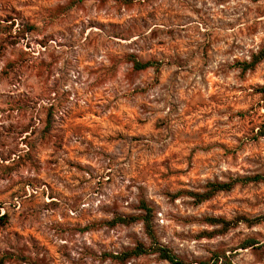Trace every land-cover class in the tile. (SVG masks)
Wrapping results in <instances>:
<instances>
[{
  "label": "rangeland",
  "instance_id": "rangeland-1",
  "mask_svg": "<svg viewBox=\"0 0 264 264\" xmlns=\"http://www.w3.org/2000/svg\"><path fill=\"white\" fill-rule=\"evenodd\" d=\"M261 49L264 0H0V264H169L111 257L141 217L186 264H264V182L188 194L264 175Z\"/></svg>",
  "mask_w": 264,
  "mask_h": 264
},
{
  "label": "trees",
  "instance_id": "trees-1",
  "mask_svg": "<svg viewBox=\"0 0 264 264\" xmlns=\"http://www.w3.org/2000/svg\"><path fill=\"white\" fill-rule=\"evenodd\" d=\"M105 1V0H101ZM29 29H33V27H27ZM264 62V50L261 49L257 53L253 54L251 56V59L249 61H244L242 63H238V67L242 72L252 70L254 69L258 64ZM133 68L135 70H143L149 67H155L157 68L159 63L152 62V61H146V62H139L135 59H132ZM260 93H264V86L260 87L259 89ZM258 136H264V122L260 125ZM264 182V175H253V176H246V177H237L230 179L227 182H208L205 186V190L202 192H189V196H191L196 203H201L203 201L208 200L213 195H215L218 192L223 191H229L231 190L236 184H247V183H259ZM142 209L149 211L147 205L144 202H141ZM5 216L2 215L0 217V226H2L5 223ZM143 224L145 225V228L147 230V235L149 237V240L151 242V245L146 248L143 244L138 243L133 249L126 251L122 253L121 255H111L112 258L118 259V260H125L131 257H138L144 254L148 253H157L158 257L162 260L167 261L169 264H186L183 261L179 260L174 254H172L166 247L161 246L157 243L153 233L149 229V219L146 217H141ZM133 220H136L135 217H115L107 224L109 225H115L117 223L127 225L131 223ZM245 222H248V224H255L259 223L261 221L260 218H255L252 220L249 219H243ZM207 221L211 224H222L223 229L227 230L231 227H234L238 224V219L234 221H224L222 219H216V218H208ZM247 246L252 245L251 242L247 243ZM204 264V263H199ZM210 264H218V257H215V261Z\"/></svg>",
  "mask_w": 264,
  "mask_h": 264
}]
</instances>
